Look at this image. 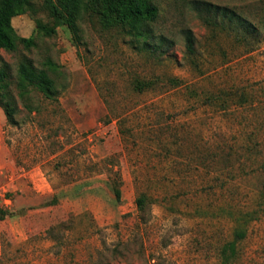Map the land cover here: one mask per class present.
Returning a JSON list of instances; mask_svg holds the SVG:
<instances>
[{"label": "rangeland", "instance_id": "374dc122", "mask_svg": "<svg viewBox=\"0 0 264 264\" xmlns=\"http://www.w3.org/2000/svg\"><path fill=\"white\" fill-rule=\"evenodd\" d=\"M154 1L164 53L105 26L103 0H30L11 19L35 39L0 48L13 93L21 56L61 73L57 101L16 98L14 123L0 106V264H264V0H207L245 16L249 41L207 26L195 0Z\"/></svg>", "mask_w": 264, "mask_h": 264}, {"label": "trees", "instance_id": "16d2710c", "mask_svg": "<svg viewBox=\"0 0 264 264\" xmlns=\"http://www.w3.org/2000/svg\"><path fill=\"white\" fill-rule=\"evenodd\" d=\"M73 3L75 0H67ZM105 8L102 10V16H106L104 20L105 26L114 25L120 27L129 35L135 36L136 41L140 44L141 49H149L152 52L164 53L163 43L166 41L164 37L155 39L153 23L158 16V6L154 0H103ZM30 0H0V48L6 51H16L19 44L25 48L35 44L33 37H24L16 33L11 19L18 13L30 8ZM197 16L213 29L223 31H231L239 33L243 41H249L257 37L256 27L238 11L226 6L215 4L207 0H195L193 4ZM118 11V18L112 17L110 14ZM112 20V24L110 23ZM129 23L130 27L125 28ZM126 29V30H124ZM185 47L187 56L194 61L196 50L194 37L190 30L184 31ZM8 63L0 56V106L10 123H14L13 113L16 110V98L21 99L28 105L32 91H37L47 100L57 101L59 87L57 78L60 71L57 64L50 58L46 59L42 66H37L28 56H21L17 65L16 77L13 81L17 94H14L11 88L12 81L8 70ZM135 87L143 90L153 85L152 80L142 81L135 80ZM168 81L177 85L180 80L178 78L169 77ZM194 95V94H193ZM199 96V94H195ZM203 104L215 105L217 102L224 106L227 94H203ZM116 199L120 198V189L118 186L113 188ZM148 196L140 193L136 199V206L142 219H147L143 214L146 212ZM11 215V210L0 208V219ZM50 231V229H48ZM245 230L236 228L234 237L228 240L220 248V256L229 262L235 260L237 253V244L244 237ZM229 253V255H227Z\"/></svg>", "mask_w": 264, "mask_h": 264}]
</instances>
